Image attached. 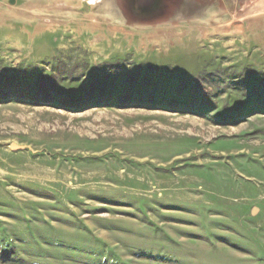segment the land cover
I'll return each instance as SVG.
<instances>
[{
  "label": "rangeland",
  "instance_id": "374dc122",
  "mask_svg": "<svg viewBox=\"0 0 264 264\" xmlns=\"http://www.w3.org/2000/svg\"><path fill=\"white\" fill-rule=\"evenodd\" d=\"M2 93L0 264H264V0H0Z\"/></svg>",
  "mask_w": 264,
  "mask_h": 264
},
{
  "label": "trees",
  "instance_id": "16d2710c",
  "mask_svg": "<svg viewBox=\"0 0 264 264\" xmlns=\"http://www.w3.org/2000/svg\"><path fill=\"white\" fill-rule=\"evenodd\" d=\"M5 93V92H4ZM0 98H2L3 99V93L2 94H0ZM46 101V100H45ZM48 102H51V101H49V100H47ZM96 102H98V101H95V103Z\"/></svg>",
  "mask_w": 264,
  "mask_h": 264
},
{
  "label": "water",
  "instance_id": "95a60500",
  "mask_svg": "<svg viewBox=\"0 0 264 264\" xmlns=\"http://www.w3.org/2000/svg\"><path fill=\"white\" fill-rule=\"evenodd\" d=\"M14 146H17V145H14Z\"/></svg>",
  "mask_w": 264,
  "mask_h": 264
}]
</instances>
